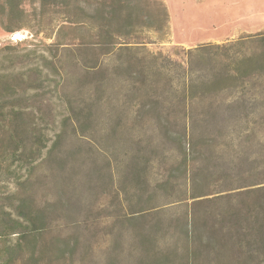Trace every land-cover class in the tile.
Masks as SVG:
<instances>
[{"label": "rangeland", "instance_id": "obj_1", "mask_svg": "<svg viewBox=\"0 0 264 264\" xmlns=\"http://www.w3.org/2000/svg\"><path fill=\"white\" fill-rule=\"evenodd\" d=\"M50 2L21 0L19 7L26 12L5 18V27L0 24V194L12 192L16 185L20 193L13 199L23 194L43 206L45 226L66 248L59 264H185L184 213L137 212L160 204L173 208L185 197L179 187L158 201L145 202L141 194L163 176L183 187L184 153L175 136L190 121L176 115L187 108L173 94L180 79L172 80L175 71L167 69L151 75L139 89L141 77L134 73L130 78L122 54L82 53L88 63L104 58V77L110 83L105 94L96 86L99 73L89 74L82 67L80 32L63 21L62 7ZM89 2L100 5V0ZM162 6L167 25L162 30L138 29L137 37L129 40H143L149 52L182 63L188 48L264 31V0H138L135 13L160 24ZM134 20L142 24L145 19ZM256 44L247 42L234 50L248 52ZM201 71L207 74L209 68ZM241 81L203 100L196 98L192 105L194 121L214 116L221 125L212 135L214 149L205 147L206 135L197 131L198 148L191 158L200 173L198 190L218 191L248 182L240 175L250 167L244 161L247 155L256 158L257 170L264 169V73L248 83ZM195 92L199 95L198 89ZM231 102L254 105V112L247 118L243 107L241 113H203L213 105L225 111ZM224 175L231 176L219 180ZM228 219L224 223L232 225ZM242 237L238 232L234 240ZM231 241L218 259L190 254L187 264H257L247 252L250 245L232 247ZM32 249V244L26 247L27 252ZM164 255L170 259L164 260ZM43 257L47 264L50 258Z\"/></svg>", "mask_w": 264, "mask_h": 264}, {"label": "trees", "instance_id": "obj_2", "mask_svg": "<svg viewBox=\"0 0 264 264\" xmlns=\"http://www.w3.org/2000/svg\"><path fill=\"white\" fill-rule=\"evenodd\" d=\"M20 1L0 0V24L3 27H5V18L12 19L15 14L26 12L23 7H19ZM110 1L100 0L99 7H93L89 0H53L50 4L60 5L63 21L72 22L80 32V61L82 67L89 74L99 73L100 79L97 81V88L103 90L104 93L109 89L110 83L104 77V72L107 70L104 58L101 60L96 57L93 63H88L86 62L88 57L82 56V53L86 54L92 51L98 52V55L110 57L122 54L123 58L120 60H122V65L130 70V78H135L132 75L134 73L141 77L139 82L141 84L137 87L139 89L148 84L147 81L151 75H162L167 69L174 70L175 74L171 79L173 80L175 77L177 81L180 79L181 83L180 87H173L174 97H179L187 105L183 113L179 109L176 115L190 121L188 127L184 125L183 133L175 136L176 145L182 148L184 153L183 187L173 184L170 178L163 176L155 180V184L150 190L141 193L145 196V202L158 201L160 197L169 193V189L174 190L179 187L184 190L185 197L178 198L179 202H175L174 205L177 206L173 208H170L172 205L160 204L137 212L153 211L159 215L158 213L169 210H180L184 213L186 219L183 225L185 264L188 263L189 257L191 259L190 254L194 258L214 256L218 259L224 246L227 242L230 243L231 239L233 240L231 242L234 243H232V247L242 245V243L253 246L251 250L250 246L247 247L248 254L250 253L249 255L255 263H264V178H258L260 174L264 177V169L257 170L253 165L256 158L252 157L253 155H247L244 161L250 167L246 168L242 174L240 171V175L248 182L218 191H203L198 190L200 173L191 158L198 148L197 131L201 130L204 136L206 135L203 144L210 150L215 148L212 135L216 132L215 130L221 128V125L218 127L219 121H216L214 116L194 121L196 119L193 116L192 105L196 101L195 99L203 100L211 93L233 88L237 81L242 80L241 82L248 83L256 75L264 73V31L255 35L243 36L233 42L201 44L188 48L186 61L182 63L168 55L149 52L146 50L143 40H129L137 37L138 29L142 31L162 30L167 25L168 17L164 6H162L161 15L158 16V21L160 20L161 23L154 24L147 22L144 15L135 13L138 0L136 2L135 0H112V4ZM37 2L40 3L41 0H37ZM45 3L44 1L43 4ZM135 16H142V19L145 20H142L143 22L140 24L134 20ZM112 23H116L118 26L113 28ZM63 28L64 26L59 28L57 32L59 36L62 35ZM247 42H256L257 44L248 52L239 54L234 50V47H243ZM196 58L197 61H195ZM196 63L199 65L198 67ZM204 67L209 68V73L198 72ZM197 89L199 95L195 92ZM68 102L71 104L72 100L69 98ZM156 103L158 104V102ZM218 106L213 105L203 113L206 116L208 114L221 115L223 112L235 111L236 113L237 109L241 113V107H243L242 116L247 118L255 108L254 105H236L234 102H231L224 109L225 111ZM160 130L167 133L163 125H160ZM207 171V175L212 174L209 168ZM230 176L224 175L219 180L227 181ZM144 178L148 187L151 186L148 177L144 176ZM19 188L15 185L12 192L0 194V263L5 260L6 264H46L45 257H43V254H46L50 258L47 264H59L65 256L66 248L59 246L57 238L53 237L51 231L45 226L42 205L23 194L16 199L12 198V195L20 193ZM202 207H205L203 212ZM225 217L230 218L228 221H231L232 225H228V222L224 223ZM238 222H241L240 225H237ZM234 226H238V228L236 229ZM219 232L222 236L217 235ZM238 232L243 237L237 242L234 237ZM40 239H44L41 245ZM31 244L33 249L27 252L26 247ZM66 245H70V242H66ZM162 258L167 261L170 259L168 255H164Z\"/></svg>", "mask_w": 264, "mask_h": 264}, {"label": "bare ground", "instance_id": "obj_3", "mask_svg": "<svg viewBox=\"0 0 264 264\" xmlns=\"http://www.w3.org/2000/svg\"><path fill=\"white\" fill-rule=\"evenodd\" d=\"M16 34H18V33H16ZM18 36H20V35L18 34L17 37H18Z\"/></svg>", "mask_w": 264, "mask_h": 264}]
</instances>
